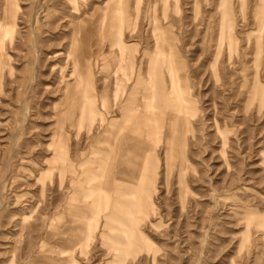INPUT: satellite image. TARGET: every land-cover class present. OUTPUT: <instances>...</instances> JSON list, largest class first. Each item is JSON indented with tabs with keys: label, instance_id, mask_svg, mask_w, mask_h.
Segmentation results:
<instances>
[{
	"label": "rangeland",
	"instance_id": "1",
	"mask_svg": "<svg viewBox=\"0 0 264 264\" xmlns=\"http://www.w3.org/2000/svg\"><path fill=\"white\" fill-rule=\"evenodd\" d=\"M14 2L0 264H264V0Z\"/></svg>",
	"mask_w": 264,
	"mask_h": 264
},
{
	"label": "bare ground",
	"instance_id": "2",
	"mask_svg": "<svg viewBox=\"0 0 264 264\" xmlns=\"http://www.w3.org/2000/svg\"><path fill=\"white\" fill-rule=\"evenodd\" d=\"M3 3H4V19H5V25L3 26V33L4 34H10L11 33V28L13 27V14H14V10H15V7L17 6L16 2H14V0H3ZM1 50V49H0ZM1 52V51H0ZM122 60V58H121ZM2 66V61H1V55H0V68ZM171 77L173 78L174 77V72L172 70L169 71ZM175 80V78H174ZM175 83V82H174ZM129 100V99H128ZM132 100H133V97H132ZM132 100L131 103H132ZM144 107L147 108V109H150L151 108V105L149 103V97L146 96L145 100H144ZM130 103V102H129ZM131 105V104H130ZM133 105V103H132ZM134 106V105H133ZM123 108V107H122ZM134 108V107H133ZM122 110V109H121ZM120 110V111H121ZM133 110V109H132ZM132 110H129V108L127 107L126 108V111H123L121 112V120H119V122H116L115 125V128H117V133H120L122 131V124L126 123L124 121L128 120L132 115H134V112ZM139 120V119H138ZM140 121V120H139ZM114 127V126H113ZM133 233V232H132ZM130 233L129 235H127V238L130 239V236H132L133 234ZM132 238V237H131Z\"/></svg>",
	"mask_w": 264,
	"mask_h": 264
},
{
	"label": "crops",
	"instance_id": "3",
	"mask_svg": "<svg viewBox=\"0 0 264 264\" xmlns=\"http://www.w3.org/2000/svg\"><path fill=\"white\" fill-rule=\"evenodd\" d=\"M122 172V171H121Z\"/></svg>",
	"mask_w": 264,
	"mask_h": 264
}]
</instances>
